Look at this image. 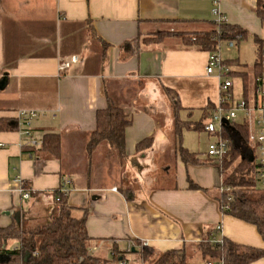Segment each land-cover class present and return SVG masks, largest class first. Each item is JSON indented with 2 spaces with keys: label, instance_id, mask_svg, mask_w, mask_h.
<instances>
[{
  "label": "crops",
  "instance_id": "obj_1",
  "mask_svg": "<svg viewBox=\"0 0 264 264\" xmlns=\"http://www.w3.org/2000/svg\"><path fill=\"white\" fill-rule=\"evenodd\" d=\"M259 1L264 3L0 0V123L11 121L18 127L0 129V229L16 222L32 231L47 223L56 192L69 179L68 203L90 213L87 231L94 256L111 258L114 248L122 255L130 241L136 249L146 243L157 254L185 248L191 264H207L195 247L209 239L264 249L256 226L221 211L218 196L228 173L208 156L201 159L190 150L199 162L185 163L180 156L182 135L174 133L172 104L166 102L172 107L166 128L155 112L162 109L161 86L179 98H190L188 103L196 102L201 117L208 104L217 105L219 80L206 73L210 53L186 47L178 37L144 47L139 55L127 56L124 49L140 35L212 29L217 10L227 24L247 32L243 41L252 42L255 64V38L264 40ZM73 57L78 62L60 72L59 66ZM238 62L234 71L250 73L251 90L254 64L248 68ZM236 78L244 91L241 76ZM108 97L133 120L126 131L124 168L109 158L107 145L88 150L96 113L108 106ZM181 105L183 110L194 108L184 107L182 101ZM21 111L37 113L31 122L33 140L42 142L47 134L61 136V158L39 147L31 150L17 123ZM228 131L246 154L252 153L249 142H242L232 127ZM151 136L153 145L136 152L137 144ZM18 178L32 191L28 201L13 187ZM190 183L198 188L191 189ZM19 243L10 240L6 246L14 249ZM126 257L128 264H145L135 252ZM252 264H264V259Z\"/></svg>",
  "mask_w": 264,
  "mask_h": 264
},
{
  "label": "trees",
  "instance_id": "obj_2",
  "mask_svg": "<svg viewBox=\"0 0 264 264\" xmlns=\"http://www.w3.org/2000/svg\"><path fill=\"white\" fill-rule=\"evenodd\" d=\"M257 14L264 22V3L258 2ZM169 37H178L186 47H194L201 51L214 53L219 51L224 43H240L247 37L243 29L223 22L214 23V28L204 31L181 32L161 31L152 35H140L137 39L124 45L127 56L139 55L142 48L163 44ZM257 45V60L252 68L254 81L263 73L260 62L264 49V40L255 38ZM224 65L233 68L239 65L238 60H224ZM231 77L241 76L244 85V98L248 100L250 92V73L232 71ZM163 93L169 98L173 107L174 133L181 136L183 129L204 130L205 122L211 117L216 105L208 104L203 109L201 119L196 122H187L180 119L179 113L183 110L177 92L161 86ZM108 106L96 113V128L91 133L88 150L92 152L97 146L105 144L108 147V156L125 167L128 158L126 147V131L133 124L132 117L127 111L115 104L108 97ZM231 127L236 131L242 142L248 143V125L234 121ZM18 127L11 121H1L0 129L4 131L16 130ZM223 137L228 140L230 150L220 167L228 173L223 181L224 188L230 191L219 193L218 201L221 211L225 215L233 216L257 227L264 240V186L260 183L259 164L255 151L246 154L241 146L234 142L228 129L223 130ZM154 143L151 136L139 142L136 152L149 149ZM32 150L36 147L29 146ZM29 148V149H30ZM41 151L55 158H61V136L47 134L43 139ZM180 156L185 163L197 164L196 155L181 147ZM191 189L198 187L190 183ZM59 198V201H57ZM90 213L86 207H75L68 203V197L56 192L55 208L51 214V223L40 226L32 231L21 228L16 222L5 229H0V264H119L126 255L114 248V255L105 259L91 254V238L87 231V220ZM18 240L17 248H7L10 240ZM138 244V243H137ZM195 251L208 263L219 264H252L264 259V249H256L236 244L223 239L221 245L212 244V240L196 245ZM145 264H191L187 250H172L157 254L147 246L135 249Z\"/></svg>",
  "mask_w": 264,
  "mask_h": 264
},
{
  "label": "built area",
  "instance_id": "obj_3",
  "mask_svg": "<svg viewBox=\"0 0 264 264\" xmlns=\"http://www.w3.org/2000/svg\"><path fill=\"white\" fill-rule=\"evenodd\" d=\"M217 16L216 23L225 22V18L219 15L217 10H214ZM236 42H229L228 48H234ZM221 49V47H220ZM220 49L217 52L210 53L206 66V73L209 76H215L219 80V101L212 111L209 121L205 124L204 130L212 135L217 136L218 140L211 143L208 149V157L221 165L224 158L227 156L230 145L227 139L223 137V130L231 127L234 121L238 120V111L242 113L241 121L248 125V142L255 151L256 160L259 164L260 183L264 186V49L261 54L260 62L263 68V73L257 77L253 83V87L249 92L248 100L244 98V91L241 98L233 94V79L230 76L231 68L224 65V59L220 54ZM78 62L77 57H73L70 62L61 64L59 71L64 72L72 64ZM37 117L35 111H21L17 117V123L23 134L29 139V145L40 147L42 142L33 140L31 133V122ZM71 181L65 179L62 187L57 192L58 195L67 196L69 194V185ZM14 189L18 191L25 201L31 199L32 191L28 188L21 178H18L13 183ZM116 190V189H113ZM223 191H230L231 188H223ZM59 201V198H57ZM220 230V227H217ZM223 240H212V244L221 245ZM147 246L142 243L141 247ZM136 249L135 243L128 242L124 251V255L130 254ZM119 264H128L127 260L121 258ZM215 264V263H208ZM219 264H224L223 261Z\"/></svg>",
  "mask_w": 264,
  "mask_h": 264
},
{
  "label": "rangeland",
  "instance_id": "obj_4",
  "mask_svg": "<svg viewBox=\"0 0 264 264\" xmlns=\"http://www.w3.org/2000/svg\"><path fill=\"white\" fill-rule=\"evenodd\" d=\"M67 44H69V41H67ZM235 47L232 49L228 48V44L225 43L221 46L220 54L223 58L226 59H238L240 62L245 63L248 65V68H251L254 64V61L256 59V54L254 52V48L252 46L251 41H241L240 43H234ZM68 46L67 45V49ZM98 47H101V45H98ZM72 48V47H71ZM237 67L231 68L232 71L236 70ZM233 94L241 98L243 95V87L242 82L239 78H233ZM183 106L186 107L188 104H191V107L193 106V109H184L181 110L179 113L180 119L182 121L187 122H193L196 123L200 120L201 117V110L198 109V105L196 102L190 101L191 103H188V100L190 98L187 97H181L180 98ZM171 103L169 98L165 95H163V101H162V109L156 110L157 117H159L162 121L163 128L165 127V120L168 119L169 115L171 114L172 107L170 105H167V103ZM242 113L238 111V121L241 120ZM206 124V122H205ZM218 140L217 136L209 135L207 132L204 131H197V130H189L187 128L183 129L182 132V144L185 148L188 150L196 153L201 159L202 157L208 156V149L211 143H214ZM105 145V144H103ZM105 147V146H102ZM51 223V218L48 219L47 223L43 222L40 226L49 225ZM31 228H29L30 230Z\"/></svg>",
  "mask_w": 264,
  "mask_h": 264
}]
</instances>
